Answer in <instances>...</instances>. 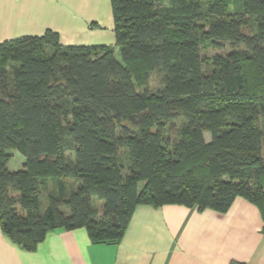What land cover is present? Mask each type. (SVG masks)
Listing matches in <instances>:
<instances>
[{"label":"trees","instance_id":"trees-1","mask_svg":"<svg viewBox=\"0 0 264 264\" xmlns=\"http://www.w3.org/2000/svg\"><path fill=\"white\" fill-rule=\"evenodd\" d=\"M110 3L114 45L0 43L3 234L27 251L58 228L116 243L138 205L225 213L236 198L264 231V0Z\"/></svg>","mask_w":264,"mask_h":264},{"label":"crops","instance_id":"crops-1","mask_svg":"<svg viewBox=\"0 0 264 264\" xmlns=\"http://www.w3.org/2000/svg\"><path fill=\"white\" fill-rule=\"evenodd\" d=\"M55 32L63 46L115 43L110 0H0V43ZM0 264H264L263 220L236 198L225 213L182 205L134 208L116 243L58 228L27 251L0 227Z\"/></svg>","mask_w":264,"mask_h":264},{"label":"rangeland","instance_id":"rangeland-1","mask_svg":"<svg viewBox=\"0 0 264 264\" xmlns=\"http://www.w3.org/2000/svg\"><path fill=\"white\" fill-rule=\"evenodd\" d=\"M215 50H210V49H207L205 50V53L207 55H210V54H215ZM148 89L150 91H154L156 90L157 86H158V79H157V76L156 75H153V74H150L149 76V79H148ZM206 140L209 139V136L208 134H204ZM22 161H23V157L18 153V152H13V157L12 159L7 163V168L9 170H16V169H20L22 167ZM42 199V208H45L46 207V194L42 195L41 197ZM103 202L102 201H98V200H95L93 201V208L97 211V214L98 216H101L102 213H103ZM64 210V209H63ZM64 212H67V210H64ZM98 218H101V217H98Z\"/></svg>","mask_w":264,"mask_h":264},{"label":"water","instance_id":"water-1","mask_svg":"<svg viewBox=\"0 0 264 264\" xmlns=\"http://www.w3.org/2000/svg\"><path fill=\"white\" fill-rule=\"evenodd\" d=\"M112 222H113V225H117V222H116L115 218H113Z\"/></svg>","mask_w":264,"mask_h":264}]
</instances>
